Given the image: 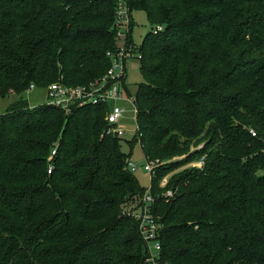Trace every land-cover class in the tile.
<instances>
[{"label": "trees", "instance_id": "16d2710c", "mask_svg": "<svg viewBox=\"0 0 264 264\" xmlns=\"http://www.w3.org/2000/svg\"><path fill=\"white\" fill-rule=\"evenodd\" d=\"M121 1L0 0V98L19 96L0 116V264H152L146 195L156 264H264V0H125L163 27L141 47L134 141L105 133L108 106L23 98L103 78ZM124 144L159 161L150 190Z\"/></svg>", "mask_w": 264, "mask_h": 264}, {"label": "built area", "instance_id": "2783aa9c", "mask_svg": "<svg viewBox=\"0 0 264 264\" xmlns=\"http://www.w3.org/2000/svg\"><path fill=\"white\" fill-rule=\"evenodd\" d=\"M128 10L125 0L120 2L118 15H117V25H118V36H121V27L125 24L131 26V21L125 13ZM129 12V10H128ZM163 27H157V31H162ZM130 52V51H129ZM127 46L125 48H120L115 52H108V57L111 61V66L106 72L103 78L90 82L86 85L71 86L67 84L63 77L57 82L51 84L48 88V103L54 107L62 109L66 113H71L76 108L91 107V106H108L109 109L106 114L107 127L105 133L109 136L115 138H123L125 132L119 127L122 120L125 108L121 106L119 101L123 98L121 85L125 83L126 73L125 68L121 62H124L127 57H130ZM35 85H31L30 89H35ZM29 89V90H30ZM130 100L135 103V100L130 97ZM138 132V130H137ZM253 136L256 133L252 132ZM137 135V134H136ZM136 137V136H135ZM57 154V148L55 147L49 158L50 169L49 174L53 171V161L55 155ZM130 170H135L131 162L128 163ZM160 165L159 161H147V165L144 167L146 172L154 174L156 168ZM205 165L204 160L192 164L193 167L202 169ZM161 185L164 187L167 185V179L162 181ZM173 193L170 191L167 196L170 198ZM154 199L150 195H146L143 199V206L140 208L138 213V218L141 220L140 229L145 241L149 246V258L148 262L156 264L155 255L159 254L161 251V244L157 239V225L155 222V217L151 214L150 203Z\"/></svg>", "mask_w": 264, "mask_h": 264}, {"label": "rangeland", "instance_id": "374dc122", "mask_svg": "<svg viewBox=\"0 0 264 264\" xmlns=\"http://www.w3.org/2000/svg\"><path fill=\"white\" fill-rule=\"evenodd\" d=\"M125 13L128 16V10H125ZM129 18L131 23H133L132 31L130 32V25L124 24L121 27V36L118 39V46L120 48L127 46L128 39L132 42L127 46L128 52L130 51V57H127L120 64V67L122 65L124 66L126 73L125 83L121 85L123 98L119 101V104L125 108L119 124V127L125 132L123 135L124 141H134L138 130L135 103L130 100V97L135 100L139 86L145 82V77L141 71V47L146 45V36L157 30L156 27L151 26L146 13L143 11H133ZM23 98L28 101L32 109L47 105L49 100L48 91L44 88L30 89L24 93ZM18 100L19 96L17 95L0 98V116L6 114L10 106ZM123 149L127 154L132 151L130 162L136 166L133 173L139 183L147 190H150L152 188V174L146 172L144 169L148 160L145 157L142 147L140 144H134L131 149L128 144H124ZM168 177H170V174L162 181L168 179Z\"/></svg>", "mask_w": 264, "mask_h": 264}]
</instances>
